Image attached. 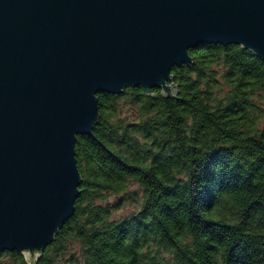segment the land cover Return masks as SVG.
Returning <instances> with one entry per match:
<instances>
[{"label": "trees", "instance_id": "trees-1", "mask_svg": "<svg viewBox=\"0 0 264 264\" xmlns=\"http://www.w3.org/2000/svg\"><path fill=\"white\" fill-rule=\"evenodd\" d=\"M189 54L173 97L97 94L74 211L35 264H264V60L235 44ZM0 264L29 263L4 250Z\"/></svg>", "mask_w": 264, "mask_h": 264}, {"label": "water", "instance_id": "water-1", "mask_svg": "<svg viewBox=\"0 0 264 264\" xmlns=\"http://www.w3.org/2000/svg\"><path fill=\"white\" fill-rule=\"evenodd\" d=\"M211 43L264 60V0H0V252L35 264L72 215L98 93L173 97L171 68Z\"/></svg>", "mask_w": 264, "mask_h": 264}, {"label": "rangeland", "instance_id": "rangeland-1", "mask_svg": "<svg viewBox=\"0 0 264 264\" xmlns=\"http://www.w3.org/2000/svg\"><path fill=\"white\" fill-rule=\"evenodd\" d=\"M132 209H133V206L129 202H127L122 206V209L119 210L116 214L119 215L122 213H128Z\"/></svg>", "mask_w": 264, "mask_h": 264}]
</instances>
